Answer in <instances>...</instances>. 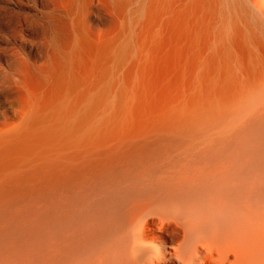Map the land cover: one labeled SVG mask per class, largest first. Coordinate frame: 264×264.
<instances>
[{
  "label": "bare ground",
  "instance_id": "1",
  "mask_svg": "<svg viewBox=\"0 0 264 264\" xmlns=\"http://www.w3.org/2000/svg\"><path fill=\"white\" fill-rule=\"evenodd\" d=\"M93 1L0 131V264H264V0Z\"/></svg>",
  "mask_w": 264,
  "mask_h": 264
},
{
  "label": "rangeland",
  "instance_id": "2",
  "mask_svg": "<svg viewBox=\"0 0 264 264\" xmlns=\"http://www.w3.org/2000/svg\"><path fill=\"white\" fill-rule=\"evenodd\" d=\"M71 3L72 0H0V131L18 124L29 94L41 91V69L52 61L54 27L64 30L70 44L74 42ZM82 20L95 36H100L112 29L115 16L94 0Z\"/></svg>",
  "mask_w": 264,
  "mask_h": 264
}]
</instances>
